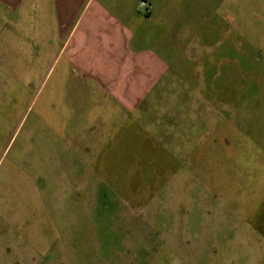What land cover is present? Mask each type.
<instances>
[{
	"label": "rangeland",
	"instance_id": "374dc122",
	"mask_svg": "<svg viewBox=\"0 0 264 264\" xmlns=\"http://www.w3.org/2000/svg\"><path fill=\"white\" fill-rule=\"evenodd\" d=\"M158 1L173 75L132 113L0 51V264H264V0Z\"/></svg>",
	"mask_w": 264,
	"mask_h": 264
},
{
	"label": "crops",
	"instance_id": "0c3cea01",
	"mask_svg": "<svg viewBox=\"0 0 264 264\" xmlns=\"http://www.w3.org/2000/svg\"><path fill=\"white\" fill-rule=\"evenodd\" d=\"M161 6L158 0H0V22L20 34L18 40L6 34L0 51L14 69L21 61L63 59L66 73L96 81L100 92L132 113L173 75L174 58L159 53L169 45L165 36L172 37ZM158 26L165 34L158 35Z\"/></svg>",
	"mask_w": 264,
	"mask_h": 264
}]
</instances>
